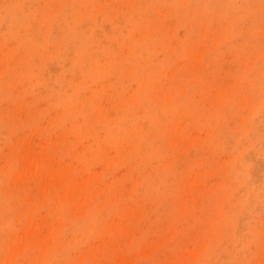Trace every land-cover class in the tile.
<instances>
[{
    "label": "rangeland",
    "instance_id": "rangeland-1",
    "mask_svg": "<svg viewBox=\"0 0 264 264\" xmlns=\"http://www.w3.org/2000/svg\"><path fill=\"white\" fill-rule=\"evenodd\" d=\"M0 264H264V0H0Z\"/></svg>",
    "mask_w": 264,
    "mask_h": 264
}]
</instances>
